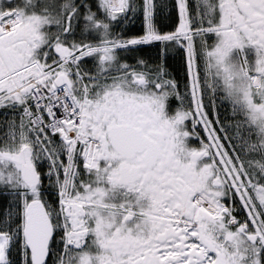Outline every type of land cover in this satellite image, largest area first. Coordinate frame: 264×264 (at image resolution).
<instances>
[{"label": "snow or ice", "instance_id": "6c2138e0", "mask_svg": "<svg viewBox=\"0 0 264 264\" xmlns=\"http://www.w3.org/2000/svg\"><path fill=\"white\" fill-rule=\"evenodd\" d=\"M0 264H264V0H0Z\"/></svg>", "mask_w": 264, "mask_h": 264}]
</instances>
